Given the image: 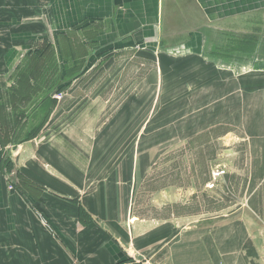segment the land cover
I'll list each match as a JSON object with an SVG mask.
<instances>
[{
	"label": "crops",
	"instance_id": "1",
	"mask_svg": "<svg viewBox=\"0 0 264 264\" xmlns=\"http://www.w3.org/2000/svg\"><path fill=\"white\" fill-rule=\"evenodd\" d=\"M129 49L175 77L156 117L138 120L146 101L133 95L92 138L58 129L52 95L27 99L51 60L79 58L71 77ZM49 99L35 132L14 128ZM143 121L147 140L192 138L190 203L183 178L155 174L169 166L136 161ZM104 136L123 145L98 146ZM214 139L228 143L203 147ZM0 264H264V0H0Z\"/></svg>",
	"mask_w": 264,
	"mask_h": 264
},
{
	"label": "rangeland",
	"instance_id": "2",
	"mask_svg": "<svg viewBox=\"0 0 264 264\" xmlns=\"http://www.w3.org/2000/svg\"><path fill=\"white\" fill-rule=\"evenodd\" d=\"M132 51L134 50L129 49L122 52L119 51L116 57H114L113 59L108 57L104 59L101 58L97 62L93 63L92 66L89 67L84 73H79L76 76H73L72 74L71 77V73H74L78 70L77 67H81L83 65V62L81 63V60L79 58L73 57L69 60H66V62L63 61L64 67L62 68L59 67L58 59L57 62L54 61L55 64H53V61L51 60L49 62L50 68L46 69V67H44L45 73H41V69L38 76H32L34 78V82L29 83H34L33 85L39 87L40 91H29L27 99L30 100L34 98L36 94H39L40 99L44 96V94L45 96L48 95L47 97L49 98V95H51L50 93H52V91L56 89V86H59V81L62 78L64 80L63 83L69 81L68 84L65 85L69 86L68 89L66 91L62 90L61 92H57L59 91L57 90L52 97L55 100L49 99V101L42 104L39 107L40 111L38 112V114L36 112L33 116L30 117L31 111H27L29 108L24 110L21 113V118H23L22 124L19 123L21 121L20 119L17 124H14V128L17 125L19 128H21L22 134L24 135L35 132L36 129L42 125L44 116L48 115V111L46 110L51 109L53 107L52 105H54L53 103L56 100L57 101L55 103L58 102L57 104L59 105V108H62L61 116H66L62 119V121H60L61 123L58 129L65 130V132L67 133L69 131L76 130L81 132L84 131L88 136L92 138L93 133L99 131H108L112 127H117V122H111V115L125 99L133 95L136 99L146 101V105L144 106L145 108L142 107L143 110L145 109V112H143L142 110V112L139 113L140 118L138 117V120L147 121L154 115L156 117V115L159 114V103L163 101V94L164 96L166 93L168 94L169 104H172V102H174V94L175 90L177 89L176 86H174V83H176L174 82L175 77H173V80H170V78L168 79L167 77L165 78L164 74H160V67L157 66L156 59L144 60L138 57L134 58L133 54H131ZM128 53H130L131 55H128ZM92 56H90L91 61H93V58H91ZM225 60L228 61L229 59ZM148 61L155 62V65L153 64L151 68V76L146 77L150 69V67H147L146 65V63L148 64ZM69 64H71V66H69ZM172 66L174 67V63ZM18 78L13 75L9 80L10 83L13 81L11 85H17ZM24 79L25 78H22L21 80ZM163 82H167L169 84L167 85V87L165 86V88L160 90V86H163ZM49 86L50 88L53 86L54 87L50 90H47ZM146 86H151L152 91L150 94L146 93ZM51 100H53L54 102H52ZM183 108L185 110H189L191 107L187 106ZM144 122L145 121L136 123L137 125L135 130L133 126L132 132L134 137H131L130 141H128L130 146L134 147L136 150V161L141 159L142 163L151 162L153 166L164 165V167H162L163 169L165 168V166H169L170 169H168L167 171H165L164 169L161 172L156 171L155 174L159 176L160 173H167L169 179L183 178L184 200L185 202L190 203V197L192 193L191 181L193 178L191 151L192 146H194L192 138L188 137L180 140H167L157 138L150 141V138H148L149 140H147L144 137L146 130L138 128L139 124L141 126ZM219 133V130H217L216 134L218 135ZM86 134L84 135L87 136ZM99 134L100 133L94 134V136L99 137ZM84 140H86L87 142L84 146L92 145L91 140L93 139L87 137ZM57 141L59 142L60 146H63V139H57ZM72 141L73 142H71V144L73 145L78 143V139H73ZM118 141L119 140L114 138L108 139L105 136L97 139L98 146H114L116 149L117 147L120 148L123 145L122 143L118 144ZM112 142L114 144H112ZM204 142L205 144H203V147L207 149L208 147H211L217 151L223 147V143L225 144L226 142L227 144L228 140L214 139L210 143H208V140H204L201 143ZM149 146H153V150H156V154H153V156H151V160H149L150 158L148 157L145 158V156L141 154V151L145 150V147L147 148ZM179 146H181L183 149L181 150ZM126 154L127 153H123L122 155L116 154L115 156L112 155L111 157L114 156V159H119L123 162V160L127 157ZM205 157L207 160V156ZM204 166L205 165L201 163L199 179L201 190L205 189L206 191L204 184L208 182L209 172L207 170V164L205 166V169H202V167ZM197 179L198 176L196 175V180Z\"/></svg>",
	"mask_w": 264,
	"mask_h": 264
},
{
	"label": "water",
	"instance_id": "3",
	"mask_svg": "<svg viewBox=\"0 0 264 264\" xmlns=\"http://www.w3.org/2000/svg\"><path fill=\"white\" fill-rule=\"evenodd\" d=\"M57 90H53L52 93H50L52 96L56 93Z\"/></svg>",
	"mask_w": 264,
	"mask_h": 264
},
{
	"label": "built area",
	"instance_id": "4",
	"mask_svg": "<svg viewBox=\"0 0 264 264\" xmlns=\"http://www.w3.org/2000/svg\"><path fill=\"white\" fill-rule=\"evenodd\" d=\"M217 174H218V172H215V173H214V175H217ZM210 186L212 187V186H213V184L211 183V184H210Z\"/></svg>",
	"mask_w": 264,
	"mask_h": 264
}]
</instances>
